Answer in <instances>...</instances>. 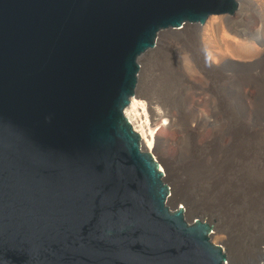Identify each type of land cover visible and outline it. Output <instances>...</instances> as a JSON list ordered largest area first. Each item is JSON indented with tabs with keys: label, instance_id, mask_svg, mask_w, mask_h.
<instances>
[{
	"label": "water",
	"instance_id": "water-1",
	"mask_svg": "<svg viewBox=\"0 0 264 264\" xmlns=\"http://www.w3.org/2000/svg\"><path fill=\"white\" fill-rule=\"evenodd\" d=\"M237 0H0V264H230L126 115L160 34ZM249 264H264V254Z\"/></svg>",
	"mask_w": 264,
	"mask_h": 264
},
{
	"label": "rangeland",
	"instance_id": "rangeland-1",
	"mask_svg": "<svg viewBox=\"0 0 264 264\" xmlns=\"http://www.w3.org/2000/svg\"><path fill=\"white\" fill-rule=\"evenodd\" d=\"M166 34L168 38L172 37L171 31ZM196 40H199L198 36L191 41L172 37L142 60L141 89L154 99L161 111L180 112L183 117L191 115L185 94L191 91L188 81L193 77L200 80V73H195L198 70L191 69L194 65L198 68V56L191 50ZM171 44H175L179 51L174 52ZM229 74L233 81L221 80L220 99L207 108L208 114L218 118L217 126L207 127L198 139L204 140L214 130L218 138L215 140L214 135V139L204 147L196 146L190 136L173 138L175 141L171 148H174L169 152H175L176 169L168 183L171 188H184L191 192L204 190L202 202L215 206L216 215L221 221L220 229L229 226L238 238L243 239L252 234L250 230L264 233V191L258 190L255 178L264 175V163L257 158L258 153L261 155L263 152L260 131L264 127V78L257 77L253 68H233ZM244 87L250 90L251 97L243 94ZM236 125H245L246 129L241 133L256 137L250 144L238 145V148L224 147L221 139L229 138L235 132L233 127ZM155 129L162 139L173 137L161 125ZM153 154L161 170L165 171L161 159ZM239 154H249L251 162L234 165V159ZM211 181L216 183L215 188ZM196 217L188 215L190 219ZM205 218L217 228V219ZM216 245L227 249L232 260L238 264L246 262L247 253L242 251L240 257H235L227 246Z\"/></svg>",
	"mask_w": 264,
	"mask_h": 264
},
{
	"label": "bare ground",
	"instance_id": "bare-ground-1",
	"mask_svg": "<svg viewBox=\"0 0 264 264\" xmlns=\"http://www.w3.org/2000/svg\"><path fill=\"white\" fill-rule=\"evenodd\" d=\"M237 1L240 3V10L236 13V18L229 17L228 23H220V18H213V24L187 25L180 29L170 30L172 37L186 38L191 41L192 38L198 36L199 39L190 48L198 56V68L194 65L191 69L198 70L195 73H200V80H194L193 77L188 81L191 91L185 94L191 115L183 117L180 112L168 109L161 111L154 99L142 91L141 86L137 90L136 98L131 101L130 112H126L136 131L141 134L143 149L155 153L161 159L167 182L173 177L176 169L175 152L173 154L169 152L174 148H171L175 141L173 138L190 136L194 144L199 147L210 143L214 135L215 140L218 138L214 130L213 134L205 137L204 140L198 139L207 127L216 128L217 126L218 118L208 114L207 108L216 104L220 99L221 80L233 81L229 71L233 68H253L257 77L264 78V0ZM166 32L168 31L160 34L154 51L165 40L172 38H168ZM171 45L174 52L179 51L175 44ZM242 92L247 97L252 96L248 88H242ZM158 125L165 127L167 133L172 134L173 137L162 139L157 134L158 130L155 129ZM233 129L235 132L229 138L221 139L224 147L232 149L238 145L250 144V141L256 137V135L241 133L246 129L245 125H236ZM260 138L263 152L261 155L258 153L257 158L264 163V127L260 131ZM245 162H251L249 154H239L234 159L236 166ZM255 178L258 182V190L264 191V175H258ZM215 184L214 182V188ZM201 186L204 185L201 184ZM203 191L191 192L184 188H171L172 195L169 198V204L176 206L182 203L187 217L193 214L204 220L205 217L217 219V228H214L215 232L211 236L212 241L227 246L235 257H240L242 251L247 253V260L243 264L257 261L264 254V233L250 230L252 234L241 239L229 226L220 229L221 221L216 215L215 206L202 202ZM230 264L238 263L231 257Z\"/></svg>",
	"mask_w": 264,
	"mask_h": 264
}]
</instances>
